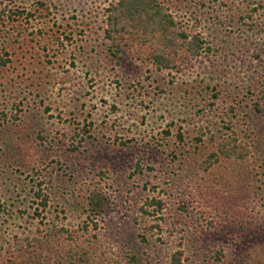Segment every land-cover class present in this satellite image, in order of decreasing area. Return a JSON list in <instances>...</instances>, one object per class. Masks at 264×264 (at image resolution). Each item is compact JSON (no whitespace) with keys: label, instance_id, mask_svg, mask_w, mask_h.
Instances as JSON below:
<instances>
[{"label":"rangeland","instance_id":"rangeland-1","mask_svg":"<svg viewBox=\"0 0 264 264\" xmlns=\"http://www.w3.org/2000/svg\"><path fill=\"white\" fill-rule=\"evenodd\" d=\"M111 2L3 0L22 11L0 22L3 261L93 221L115 264H170L179 250L182 264H250L238 242L264 241V0H160L212 48L179 73L147 65L135 45L114 50L103 37ZM236 119L251 125L249 157L203 170ZM242 183L249 202L232 207Z\"/></svg>","mask_w":264,"mask_h":264},{"label":"trees","instance_id":"trees-1","mask_svg":"<svg viewBox=\"0 0 264 264\" xmlns=\"http://www.w3.org/2000/svg\"><path fill=\"white\" fill-rule=\"evenodd\" d=\"M39 5L43 6L44 4L39 3ZM258 5L261 7V4ZM20 15H22V11L19 8L11 9L8 6H3V0H0V22L4 23L5 20L13 22ZM103 15L105 22L103 37L110 45L114 46V50L119 51L120 48H129L135 45L142 50L143 62L157 71L179 73L191 61L212 51L202 34L194 33L188 24L177 20L166 10L160 0H115L105 8ZM257 54L255 57L258 60L262 59L261 54ZM259 61L262 63L261 60ZM6 63L7 60L0 57V66H5ZM262 70L264 71V68ZM248 91L247 93H249ZM250 95L253 94L250 93ZM207 103L209 107L215 106L213 103ZM255 107L256 110H261V115L264 117V86L260 90V98L256 101ZM204 111H206L205 107H201L198 113L204 114ZM14 117L16 118V116ZM238 122L239 119H236V122H230L225 128L222 126L226 131L215 141L214 149L201 162L203 170L207 171L220 160L226 163L233 162V164L247 160L250 155L249 145L254 144L253 131L251 133V125L247 124V121L243 120L242 124ZM251 123H254V120L251 119ZM243 126L246 129H243ZM202 136L203 134L200 133L194 140L195 143L201 144ZM77 137H80L79 134ZM177 139L179 142L182 141L181 133L178 134ZM137 169L140 170L138 165ZM99 174L102 177L104 175L102 172ZM249 188V183L247 185L242 183L238 189H234L238 201L236 203L231 200L230 206H239L240 204L246 206L245 203L249 201L245 195ZM35 193L36 198L40 200L41 210H45L48 203L47 195L42 192L41 186ZM161 205L162 203L156 199L146 202V206L155 207L156 212L161 211ZM91 211L97 212L94 209ZM140 211L143 209L140 208ZM90 223L94 228L80 227L79 230L60 228L51 241L47 240L44 235L33 243L27 242L26 246H21L18 251L20 254L18 264H51L52 258H58L65 264L118 263L117 260L110 261L111 259L106 257L104 244L98 237L99 232H96L97 223L93 221ZM243 241L247 240L243 239ZM238 244L246 250L245 253L250 264H264V251L263 253L259 251L262 250V247L264 249V241L254 240L250 245L248 242L239 241ZM220 254V252L216 254L217 259H220L218 258ZM1 255L0 247V264H17L16 261H10V259L3 261ZM184 260V252L179 250L171 255L170 264H182ZM132 262L134 261L132 260Z\"/></svg>","mask_w":264,"mask_h":264}]
</instances>
